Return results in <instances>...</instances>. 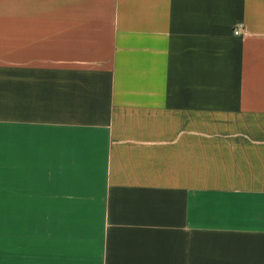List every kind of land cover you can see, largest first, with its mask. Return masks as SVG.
Returning <instances> with one entry per match:
<instances>
[{
    "label": "crops",
    "instance_id": "0c3cea01",
    "mask_svg": "<svg viewBox=\"0 0 264 264\" xmlns=\"http://www.w3.org/2000/svg\"><path fill=\"white\" fill-rule=\"evenodd\" d=\"M0 136L2 264H264V0H0Z\"/></svg>",
    "mask_w": 264,
    "mask_h": 264
},
{
    "label": "snow or ice",
    "instance_id": "6c2138e0",
    "mask_svg": "<svg viewBox=\"0 0 264 264\" xmlns=\"http://www.w3.org/2000/svg\"><path fill=\"white\" fill-rule=\"evenodd\" d=\"M2 163H3V144L2 136H0V179H2ZM2 187V185H0ZM3 248V207H2V198H0V254H2ZM2 264V261H0Z\"/></svg>",
    "mask_w": 264,
    "mask_h": 264
},
{
    "label": "built area",
    "instance_id": "2783aa9c",
    "mask_svg": "<svg viewBox=\"0 0 264 264\" xmlns=\"http://www.w3.org/2000/svg\"><path fill=\"white\" fill-rule=\"evenodd\" d=\"M241 29H242L241 26H237V28L235 29V34H236V35L241 34Z\"/></svg>",
    "mask_w": 264,
    "mask_h": 264
},
{
    "label": "rangeland",
    "instance_id": "374dc122",
    "mask_svg": "<svg viewBox=\"0 0 264 264\" xmlns=\"http://www.w3.org/2000/svg\"><path fill=\"white\" fill-rule=\"evenodd\" d=\"M5 231H6V226H5V221L3 220V235H5ZM5 244V243H3Z\"/></svg>",
    "mask_w": 264,
    "mask_h": 264
}]
</instances>
